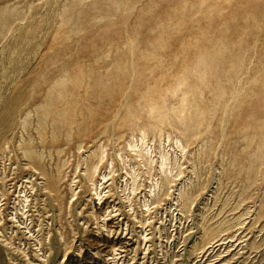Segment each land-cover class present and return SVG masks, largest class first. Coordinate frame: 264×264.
<instances>
[{
    "label": "rangeland",
    "instance_id": "obj_1",
    "mask_svg": "<svg viewBox=\"0 0 264 264\" xmlns=\"http://www.w3.org/2000/svg\"><path fill=\"white\" fill-rule=\"evenodd\" d=\"M0 264H264V0H0Z\"/></svg>",
    "mask_w": 264,
    "mask_h": 264
}]
</instances>
